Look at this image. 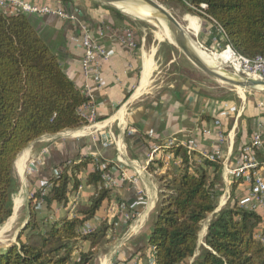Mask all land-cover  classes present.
<instances>
[{
    "label": "crops",
    "instance_id": "1",
    "mask_svg": "<svg viewBox=\"0 0 264 264\" xmlns=\"http://www.w3.org/2000/svg\"><path fill=\"white\" fill-rule=\"evenodd\" d=\"M39 1L57 3L76 17L75 21L42 14L37 28L60 57L67 75L88 97L79 112L91 120L73 130L43 135L20 152L14 163L22 184L17 198L20 204L15 209L16 199H13L12 214L0 225V234L12 226L18 212L25 213L22 219L26 221L31 193L56 176L62 162L68 164L81 157L91 158V162L75 172L80 182L77 189L68 194L71 215L76 206L87 204L100 188V184L97 187L87 184V174L97 165H112V161L136 181L120 180L118 170L112 165L111 174L119 181L111 187L109 198L85 223L94 228L103 223L109 226L106 236L109 240L97 248L92 264H152L153 250L147 244V235L149 217L162 198L157 177L171 165L178 167L180 160L174 156L168 158V148L161 149L154 159L160 158L162 165L149 171L148 154L152 144L168 140L179 145H194L196 159L206 154L218 155L222 192L215 212L231 199L238 203L248 201V182L233 180L227 170L244 156L242 149L249 143L253 130L259 124L264 128V108L240 93L237 101L232 93L216 95L199 90L186 77V68L180 63L189 62L187 57L180 54L167 36L163 37L135 15L120 12L124 17H119L96 0ZM182 13L187 35L199 47L212 49L223 42L220 30L213 23L188 12ZM81 23L86 24L92 36L109 51V57L101 61L100 82L84 75L81 69L83 49L78 25ZM124 28L131 30L134 47L117 40V33ZM159 62L163 69L172 67L167 74L175 82H170V77L156 81ZM215 120L219 121L218 125ZM103 137H107L106 142ZM254 156L258 160L264 157L259 158L255 153ZM208 173L212 176L213 168H209ZM65 211L62 205H54L52 216ZM122 213L131 218L122 222ZM211 216L209 214L202 222L200 247L205 246L203 238ZM88 248V242L79 241L73 260L79 251Z\"/></svg>",
    "mask_w": 264,
    "mask_h": 264
},
{
    "label": "trees",
    "instance_id": "2",
    "mask_svg": "<svg viewBox=\"0 0 264 264\" xmlns=\"http://www.w3.org/2000/svg\"><path fill=\"white\" fill-rule=\"evenodd\" d=\"M159 1L181 3L188 13L213 23L223 36V44L234 52L248 58L264 57V0ZM38 21V14L0 11V225L12 214L13 195L18 189L14 163L20 152L43 135L87 124L79 109L88 97L67 75L60 57L39 32ZM167 151L180 162L157 177L162 198L149 217L147 235L152 264H264V242L255 237L259 215L234 199L215 212L222 192L219 163L203 156L196 159L195 152L183 145ZM255 155L263 157L257 150ZM89 162V157L62 162L61 171L46 183L47 193L40 194L46 185L31 193L26 224L15 243L0 245V264H92L97 248L109 240V226L103 223L90 233L83 230L110 196L111 188L103 186L102 175L113 174L110 164L97 165L89 172L87 184H100V188L70 215L68 194L80 182L75 172ZM161 165L160 158L154 159L147 168L152 171ZM209 168H213L212 176ZM39 199L42 205L36 209ZM54 205H62L65 213L52 216ZM209 214L205 246L195 255L202 222ZM79 241L88 242L89 248L79 251L73 260Z\"/></svg>",
    "mask_w": 264,
    "mask_h": 264
},
{
    "label": "built area",
    "instance_id": "3",
    "mask_svg": "<svg viewBox=\"0 0 264 264\" xmlns=\"http://www.w3.org/2000/svg\"><path fill=\"white\" fill-rule=\"evenodd\" d=\"M189 7L193 8L190 4ZM200 8H205V4H200ZM0 11L5 14L12 13H33V14H51L58 17L75 20L76 17L73 13L63 9L60 5L54 2H37L35 0H0ZM80 30L81 46L83 49V55L80 60L81 69L84 75L93 77L96 81L100 80L101 73V61L106 60L109 57V51L105 49L95 39L89 27L86 24H78ZM117 40L122 43H126L130 47H134L135 43L133 35L129 28L121 29L117 35ZM234 57V70L241 73L244 76L253 77L264 80V57L257 56L255 58H248L239 53L234 52L229 46H226ZM100 82V81H99ZM83 93V92H82ZM84 94V93H83ZM85 118V117H84ZM87 122L91 119L85 118ZM215 124L218 125L219 121L215 120ZM222 135L219 134V138ZM179 143H175L172 140H168L162 144H152L150 152L148 154V161H152L157 151L161 149L177 146ZM188 150H193L194 145H183ZM256 150H261L264 156V128L259 124L258 127L251 133L250 141L242 149L244 156L237 161L236 165L227 170L228 174L233 180H246L248 182L247 200L246 202L239 203V205L255 211L259 217V229L255 233V237L264 242V157L258 160L254 153ZM168 158L173 157L172 152H167ZM203 157L210 161H217L218 155L206 154ZM115 169L120 174V180L129 181L135 183L136 178L132 175H128L123 168L117 167L116 162H112ZM103 186L111 188L116 185L119 178H116L109 174L102 175ZM48 185L41 189L40 194L45 195L48 190ZM42 205V199L36 201V209H40ZM131 218V215L122 213L121 221L127 222ZM94 230V227L86 224L83 233H90Z\"/></svg>",
    "mask_w": 264,
    "mask_h": 264
},
{
    "label": "rangeland",
    "instance_id": "4",
    "mask_svg": "<svg viewBox=\"0 0 264 264\" xmlns=\"http://www.w3.org/2000/svg\"><path fill=\"white\" fill-rule=\"evenodd\" d=\"M37 2H39V0H35ZM159 3H161L165 8H167L172 14H174L175 18L179 21V23L184 26V20L182 19V12H187V6L181 4V3H177L174 1H159L157 0ZM129 5H131V7L135 8V9H143V6H145L142 2L138 1V0H129ZM151 11V10H150ZM138 17L139 20H143V21H147V23H149L148 25H150V28H154L156 31H159L160 33H162V36L165 37V32L163 31V29L159 26L158 23H155L153 20L140 15V14H132ZM195 15V14H193ZM133 16V17H135ZM198 16V15H196ZM136 17V18H137ZM201 17V16H200ZM192 17H190L191 19ZM202 18V17H201ZM156 24V25H155ZM158 25V26H157ZM164 32V33H163ZM169 38V37H168ZM226 50V46L222 43H219L218 46L210 49H206L204 51L205 53L211 55L213 53H217V54H221L223 52H225ZM180 52L181 55H184L180 50H178ZM233 61L227 59L225 62H223V64L218 66V70H220L221 72H223L224 74L227 75H235V76H244L241 73H237L234 68V62L231 63ZM182 65H184V67L186 68V77H188V79H191L193 82L192 84L195 85L196 87H199V90H202L204 92L207 93H212V94H216V95H224L225 93H232V96L236 97V100L238 101V96L237 94H241V95H246V97H249L251 100H253V103L261 106L262 108H264V97L260 96V93L254 92L252 90H248V89H244V88H239V87H234L231 86L229 84H226L220 80H217L213 77L208 76L207 74H205L204 72H202L201 70H199L190 60L189 62H185V60H182L180 62ZM162 64L159 62V65L156 68V71H159V74L156 77V81H158L159 79H165L168 80L170 76H168L167 72L172 70V67H169L168 69H163L162 68ZM172 77V76H171ZM169 80H171L170 82H175L173 81L174 79L171 78ZM229 89H233L231 91H229ZM15 175L17 177L16 171H15ZM18 179V177H17ZM21 182L18 179V189L16 190V192L13 195V199H17L19 196V192L21 190ZM18 205L20 204V200L17 199ZM16 202V200H15ZM15 202H14V207H15ZM18 207V206H17ZM17 209V208H15ZM25 214L24 212H18L15 221L12 223V226L9 229H4V231L2 232L1 238H0V245H5L9 242H16V235L19 233L21 227L23 225H25L26 221L23 222V217L22 215ZM201 231V229H200ZM200 241H202V237L198 236V242H197V250H200ZM199 245V246H198Z\"/></svg>",
    "mask_w": 264,
    "mask_h": 264
},
{
    "label": "water",
    "instance_id": "5",
    "mask_svg": "<svg viewBox=\"0 0 264 264\" xmlns=\"http://www.w3.org/2000/svg\"><path fill=\"white\" fill-rule=\"evenodd\" d=\"M96 1L109 7L110 9L117 10L124 14L132 15L134 13H137L153 20L155 23H158L160 27H162V29L167 32L168 37L172 41V43L187 57V59L190 60L199 70H201L208 76L234 87L244 88L264 94V80L248 76L227 75L218 70L216 67L202 62V56L199 53V50H201L202 48L190 39L184 27L179 23V21L167 8H165L157 0H138L151 11H145L144 9H135L131 7V5H129V0ZM119 5L124 7V9L119 7ZM106 138L107 137H103L104 142H106ZM24 226L25 225H23L20 230H22Z\"/></svg>",
    "mask_w": 264,
    "mask_h": 264
},
{
    "label": "bare ground",
    "instance_id": "6",
    "mask_svg": "<svg viewBox=\"0 0 264 264\" xmlns=\"http://www.w3.org/2000/svg\"><path fill=\"white\" fill-rule=\"evenodd\" d=\"M119 7L123 8L122 6L119 5ZM143 9L145 11H150L149 8H147L146 6H143ZM134 16V15H133ZM192 21V18H191ZM194 22V21H193ZM156 25V24H155ZM158 26V25H157ZM160 26V25H159ZM162 28V27H161ZM164 31V29H163ZM165 32V33H164ZM163 33L165 34V36L168 37V34L166 31H164ZM158 33V32H157ZM200 55L202 56L201 61L207 63L208 65H211L213 67L218 68L219 65L223 64V62H225L227 59L234 61V57L231 53V51L229 49H226L225 52L221 53V54H217V53H213L211 55L205 53L202 49L199 50ZM233 63V62H231ZM18 200L16 199L15 202V208H17L18 206Z\"/></svg>",
    "mask_w": 264,
    "mask_h": 264
}]
</instances>
